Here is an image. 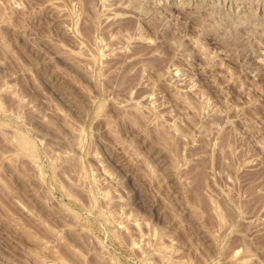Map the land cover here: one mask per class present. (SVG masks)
<instances>
[{"label": "rangeland", "instance_id": "1", "mask_svg": "<svg viewBox=\"0 0 264 264\" xmlns=\"http://www.w3.org/2000/svg\"><path fill=\"white\" fill-rule=\"evenodd\" d=\"M0 264H264V0H0Z\"/></svg>", "mask_w": 264, "mask_h": 264}]
</instances>
